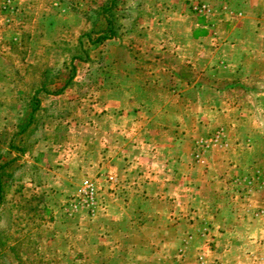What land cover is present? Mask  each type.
<instances>
[{
    "label": "rangeland",
    "instance_id": "obj_1",
    "mask_svg": "<svg viewBox=\"0 0 264 264\" xmlns=\"http://www.w3.org/2000/svg\"><path fill=\"white\" fill-rule=\"evenodd\" d=\"M103 1L0 0L3 156L54 76L0 264H264V0H122V32L82 37L58 93Z\"/></svg>",
    "mask_w": 264,
    "mask_h": 264
},
{
    "label": "trees",
    "instance_id": "obj_2",
    "mask_svg": "<svg viewBox=\"0 0 264 264\" xmlns=\"http://www.w3.org/2000/svg\"><path fill=\"white\" fill-rule=\"evenodd\" d=\"M121 1L104 0L96 8L86 13V18L90 22V28L84 31L78 38L77 49L70 52L68 61L64 63V67L68 69V72H66L65 82L58 90V93L72 83L76 70L75 61L89 59V54L84 48L82 37H85L90 45L96 46L109 38L118 36L122 32L124 28L123 20L130 16L119 8ZM51 72L52 70L49 69L43 74L40 86L28 98L27 113L17 123L16 129L11 133L6 145L10 156L6 157L0 153V209L7 203L8 191L15 180L14 173L18 167L15 163L20 160L22 154L31 149L30 144L35 141H32L31 136L38 130L41 124L39 112L42 110V105L39 93L48 92V86L53 82L54 77H52Z\"/></svg>",
    "mask_w": 264,
    "mask_h": 264
},
{
    "label": "built area",
    "instance_id": "obj_3",
    "mask_svg": "<svg viewBox=\"0 0 264 264\" xmlns=\"http://www.w3.org/2000/svg\"><path fill=\"white\" fill-rule=\"evenodd\" d=\"M206 5L205 4H202L201 5V7L199 8L200 10H204V9H206ZM221 133H220V131H216V133L214 134V139H215V141H218L219 139H220V143L221 144H223V145H227V142H225V141H223L222 139H221ZM93 188L91 187V185H89L87 188H86V190H85V194H86V196L91 200L92 198H93ZM75 203H73V205H74ZM74 206H76V205H74Z\"/></svg>",
    "mask_w": 264,
    "mask_h": 264
}]
</instances>
